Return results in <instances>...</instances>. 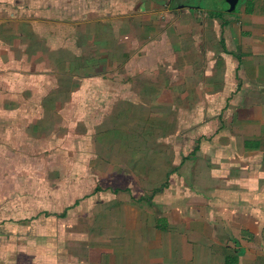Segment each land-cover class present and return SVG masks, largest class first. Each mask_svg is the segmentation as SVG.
Segmentation results:
<instances>
[{"label":"crops","instance_id":"1","mask_svg":"<svg viewBox=\"0 0 264 264\" xmlns=\"http://www.w3.org/2000/svg\"><path fill=\"white\" fill-rule=\"evenodd\" d=\"M189 1L0 4V160L61 132L75 167L56 220H0V264H264V0Z\"/></svg>","mask_w":264,"mask_h":264},{"label":"rangeland","instance_id":"2","mask_svg":"<svg viewBox=\"0 0 264 264\" xmlns=\"http://www.w3.org/2000/svg\"><path fill=\"white\" fill-rule=\"evenodd\" d=\"M1 1L2 0H0V4H2V6H5L8 12L10 6L11 5L14 6V2H15V0H4L2 2ZM19 1H21L20 4L27 5L26 0H19ZM50 1L51 0H31L30 5H38L42 2L49 3ZM241 2L242 0H238L235 5V8L230 12H225L220 10L216 3V0H190L189 4H191V6H195L196 8H201L202 11L200 12V14L202 16H205V13L209 11L207 12L208 16L215 15L217 17L219 16V18L220 17L222 18L226 16V14L228 13L231 14L237 11L239 9ZM22 15L24 14L18 13V16L23 17ZM2 17L5 19L7 16L3 15ZM87 27L90 28L91 30L96 28L95 25L93 24H88ZM58 29H60V31L63 32L61 33V35H65L66 33H71L70 28L64 29L63 27H60ZM91 33H94V31H92ZM2 75L3 74H0V76ZM6 80L7 78L4 77V81L1 82L0 85L4 86V88L7 89L8 86L5 83ZM99 117L102 116L99 115ZM81 131L82 128H80V130L74 131L73 133L80 134L84 132ZM60 133L55 132L53 137L50 139L53 140V142L50 144V141H45L47 144H45L44 146H28V144L21 141L12 142L13 144H11L12 145L11 150L14 152L16 149H18L19 152H25V154L28 155L27 157L28 159H26V157L21 156L23 158L22 160L19 156H16V158L17 157L18 158L17 161H15L16 158L14 160L12 159V156L14 155L13 154L11 156L1 158L0 160V189L4 192L3 193L1 191L2 194L0 193V200L3 202V204H0V220L7 219L9 216V219L18 218L19 220H22L24 224H26L25 222L27 220L29 221L33 217L34 213L35 216H38V214L42 213V211L40 212L36 211L37 207H35L36 209L32 211L33 204H35V206L39 205L38 208L40 209L44 208L45 209L44 211L49 213V216L47 218H42V216H38L40 217L38 220L40 224L49 222L50 220L51 221L56 220L57 215L54 216V214L58 213L60 205L64 203V199L59 201V195L57 190L59 184L58 173H60V177H61V175L63 174L62 172L69 170H71L72 172L75 170V167L72 164L70 165V167H68L65 164H62L58 161V153L60 150L58 146V142H59L58 134ZM97 133L100 132L99 131H97L96 133L94 132L95 135ZM83 134H85V132L82 133L81 136H83ZM99 138L101 137L99 136ZM71 148H73L72 144H70V146H67V149L63 148V150L65 149L72 152L73 149ZM34 156L36 158L41 157L42 159H44V161L35 162L32 160ZM80 168L81 171H85V168H82V166H80ZM69 175L70 174L67 175L68 179L66 181L69 182L68 183L69 186L74 188L75 181L73 178L70 179V177H68ZM46 185H48L52 190L51 195L46 196V194H43L42 188L44 187L46 188ZM74 193L75 192H72V195H70L71 199H74L75 197ZM2 195L3 198L1 199ZM5 209L9 210L10 212H6ZM53 230L57 233L58 230L57 224H55V228H53Z\"/></svg>","mask_w":264,"mask_h":264},{"label":"water","instance_id":"3","mask_svg":"<svg viewBox=\"0 0 264 264\" xmlns=\"http://www.w3.org/2000/svg\"><path fill=\"white\" fill-rule=\"evenodd\" d=\"M238 0H216V3L220 10L230 12L235 8Z\"/></svg>","mask_w":264,"mask_h":264}]
</instances>
